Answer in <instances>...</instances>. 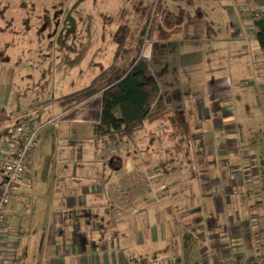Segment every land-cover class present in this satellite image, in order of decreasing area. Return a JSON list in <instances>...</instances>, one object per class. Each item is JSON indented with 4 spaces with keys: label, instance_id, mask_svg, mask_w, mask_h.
Instances as JSON below:
<instances>
[{
    "label": "rangeland",
    "instance_id": "374dc122",
    "mask_svg": "<svg viewBox=\"0 0 264 264\" xmlns=\"http://www.w3.org/2000/svg\"><path fill=\"white\" fill-rule=\"evenodd\" d=\"M197 1L208 16L202 32L161 26L142 54L158 82L159 94L170 103L171 95L179 99L171 105L164 99L148 118L162 125L150 140L154 158L149 160L141 153L136 159H122L128 171L138 164L142 171L145 168L146 178L158 174L153 191L147 194L139 179L141 187L135 195H121V201L128 200L127 195L134 200L117 217L107 208L110 213L100 218L95 208L78 201L100 178L86 177L90 174L86 162L94 145L83 138L70 139L75 131L55 111L56 100L85 88L111 64L117 29L137 26L135 12L144 0H0V116L8 118L2 127L11 129L29 118L39 129L38 148L6 210V228L17 229L21 236L16 259L6 264L45 263L50 258L48 241L60 230V219L69 222L73 231L82 224L79 219H132V223H119L117 229L140 236V249H167L169 257L174 255L168 264H210L208 220L216 219L222 233L221 219L230 210L241 219H262L255 222L263 229L258 244H264V60L253 25L256 9L264 10V0ZM162 2L157 22L177 23L167 16V9L181 10L185 1ZM191 19L199 20L194 15ZM152 45L154 52L149 57ZM227 47L230 56L224 53ZM216 79L225 82L220 94L211 93L210 85ZM145 133L137 134L132 151L143 150ZM199 141H207L215 153L235 154L242 169H257L259 197L250 183L226 198L216 193L223 175L231 179L242 169L221 168L214 174L209 166L213 160L195 158ZM112 151L105 150L98 166L116 174L109 169H114L109 165L112 159L106 156ZM160 160L167 163L166 169ZM160 177L167 180V189L160 188ZM68 198L76 199V209L67 207ZM163 226L165 241L160 239ZM199 232L203 233L200 237L193 235ZM259 251L252 255L255 262L264 264V249ZM145 258L160 260L149 254Z\"/></svg>",
    "mask_w": 264,
    "mask_h": 264
},
{
    "label": "crops",
    "instance_id": "0c3cea01",
    "mask_svg": "<svg viewBox=\"0 0 264 264\" xmlns=\"http://www.w3.org/2000/svg\"><path fill=\"white\" fill-rule=\"evenodd\" d=\"M183 1H185V8L182 7L181 10L179 8L167 9V16L174 17L173 20H176L177 23L161 24L160 22H158L160 25V29L161 26L165 28L182 27L185 33L191 32L194 29L202 32L204 30V27L206 26V23H204V21L208 17L205 11L201 8L197 0ZM203 1L205 2L206 0ZM251 9L254 10L255 8ZM256 10L257 11L255 12L258 13L264 12V10ZM253 12L254 11H252V13ZM197 13H199L198 16L195 15ZM180 14L181 18L178 16ZM192 15H194V17H198L199 20L196 22V20L191 19ZM218 24L219 23L217 22L216 25ZM155 43L158 44L159 47V43ZM227 50L228 52L224 53L230 56L228 47ZM153 52L154 48L152 45L149 49V57L153 54ZM234 56L235 55H233V57ZM144 62L148 64V60ZM224 85L225 82L223 80L216 79V81H213L210 85L211 93H222L225 90ZM164 99L167 100L168 98H164L159 94V98L151 109L149 117L155 110V108L160 106L159 104H163ZM170 99H172L171 103L172 101L179 100L177 95H171ZM176 109L180 110L179 107ZM55 111H57L58 115H61L60 117L63 122L69 124L68 128L75 131L72 136H69L71 140H80L83 138L88 142L93 143L94 145L95 151H90L91 156L87 158V160L89 161L86 162V166L89 168L88 172L90 174L86 175V177L93 178L91 176L99 175L100 178H96L95 185L94 187H92V191L90 193L83 192L81 198L78 199V201L82 202L86 208L88 206L95 208L100 218H103L109 212L107 208H112L111 212L117 217V215L119 214L118 212L121 211L126 206V204L130 202L131 199H133L131 198V195H135L134 192H136V188L141 187V185L137 183L139 179L142 178V185L146 187L147 192H145L147 194L153 191L152 184L155 183L158 174H148L146 178L144 170L145 168L142 171V169L138 168V164H133L132 171H128L127 168L123 165L122 159H136V156H141V153L148 155L149 160L154 158L153 155H155L156 152H152L154 147L150 145V142L153 141L152 137H155L153 133H155L157 128L161 129L162 125H158L156 121H150L149 119L144 124L143 129L140 131H146L143 136L144 147L142 151H132V146L136 144L135 140L137 134L140 132H138L133 139L129 140L126 143L105 148L103 146V141L95 136L93 132L94 127L97 126L100 122L101 96H96L82 103L74 110L70 111H64L62 107L56 104ZM1 127L2 125L0 126V129L7 126H4L2 128ZM199 136L200 135L196 136L195 138L199 139ZM7 138L8 135L2 139ZM98 140L100 143L98 142ZM206 142L207 141H199L198 143H196L198 145H196L197 152L195 154V158L197 159V161L213 160V166L210 165L211 163L209 164V166L211 168V171L213 170L214 174H216L215 170H218L220 172L221 168H225V170L229 169V171H232V169H242L240 168V166H238L240 165V161L235 154L221 151H217L215 153V150H211V145L205 144ZM128 143L131 144L129 147H126V144ZM77 144H82V142L78 141ZM149 146H152V149H150ZM108 148H111L113 151L106 156L108 160H113V163L111 165H113L114 167V169H112L111 167H109V169L114 171L116 174H113L111 172L108 173L103 169V167L99 169L98 166V163H100V161L102 165V161L105 156V150H108ZM204 148L206 152L203 151ZM7 156L5 154V157ZM164 159H166V156H163V160ZM160 164L164 169H166L165 164L167 163L165 161L160 160ZM147 166L149 167L150 163ZM160 167L157 170L158 173ZM258 177V170L248 167V169H242V172L240 174H237V176H232L231 179H227L223 175L222 179L217 182L218 186L214 191L216 193L219 191L218 193L224 195V198H226V196L231 193H238L240 190H244L250 183L253 185V193H256V197H259L258 192L260 189L258 186ZM158 180H161L160 184L163 182V185H160V188L167 189V180L162 179L161 177ZM88 185L89 184H83L81 186L87 187ZM176 191L178 192V190ZM130 192L131 195H127L128 200L121 201V198H123V196H121L122 193ZM106 197L108 199L105 201ZM108 204L109 206H107ZM67 207L69 209H76L78 207V202L76 201V199L68 198ZM116 217L115 219H79L81 220L82 224L80 226H77L75 228V231H73L72 226H70L69 222H66L65 219H60V225L58 226H61L60 230L58 229L55 232V235L52 236L51 241H48L47 244V256H49L50 258H47L45 260V263L42 264H168L171 257L174 256L173 254H171V257H169L167 249L164 248H159L157 250L152 248L140 249L139 246L141 245L140 243H142V238H140V236H138L137 234H131L130 232L126 233V230L119 231L117 229V225L119 223H125L127 221H129V223H132V219H116ZM69 220L73 221V219ZM221 220L223 223L222 233L219 230L218 221L216 219H209L207 223V230L209 231L208 233H210L209 241L211 245L209 247V263L229 264L233 259L240 258L242 264H259L255 262V255L257 254V251H261V249H264L263 243L258 244L259 240L261 241V235L259 231L263 232V229L261 228L260 230V227L256 226L255 221H262V219H241L238 214H233V212L230 210L229 215ZM191 223H194V219H192ZM202 234L203 233L199 232L198 234L193 235H195V237H200ZM190 235L193 236L192 234ZM173 236H177L176 230H174ZM221 236L224 237V241H217ZM20 239L21 236L19 232V243L21 242ZM145 239H147L146 236ZM160 239L162 241H165L167 239L165 226L162 227ZM233 246L235 249H233ZM260 251L258 252V254L260 253ZM147 254H149L150 256L153 255L157 258L159 257L160 260L150 262L145 258V255Z\"/></svg>",
    "mask_w": 264,
    "mask_h": 264
},
{
    "label": "trees",
    "instance_id": "16d2710c",
    "mask_svg": "<svg viewBox=\"0 0 264 264\" xmlns=\"http://www.w3.org/2000/svg\"><path fill=\"white\" fill-rule=\"evenodd\" d=\"M163 0H144L136 9L137 26L119 27L115 34V53L111 64L95 76L85 88L56 100L64 111L101 96L100 122L94 134L103 138V146H118L133 139L148 121L159 98V85L143 61L148 43L161 30L157 16ZM256 40L264 60V12L254 16ZM8 121L0 116V126ZM10 128L0 129V139L9 136Z\"/></svg>",
    "mask_w": 264,
    "mask_h": 264
},
{
    "label": "built area",
    "instance_id": "2783aa9c",
    "mask_svg": "<svg viewBox=\"0 0 264 264\" xmlns=\"http://www.w3.org/2000/svg\"><path fill=\"white\" fill-rule=\"evenodd\" d=\"M38 130L34 122L26 118L10 129L7 139H0V264L14 260L17 255L19 231L6 228V210L18 180L24 176L29 161L38 148ZM4 153L8 156L5 157ZM229 264L242 263L240 258H235Z\"/></svg>",
    "mask_w": 264,
    "mask_h": 264
},
{
    "label": "water",
    "instance_id": "95a60500",
    "mask_svg": "<svg viewBox=\"0 0 264 264\" xmlns=\"http://www.w3.org/2000/svg\"><path fill=\"white\" fill-rule=\"evenodd\" d=\"M143 61H146L145 59H143ZM166 103H170V100H169V98L166 100ZM113 163V160H111L110 161V164L109 165H111Z\"/></svg>",
    "mask_w": 264,
    "mask_h": 264
}]
</instances>
